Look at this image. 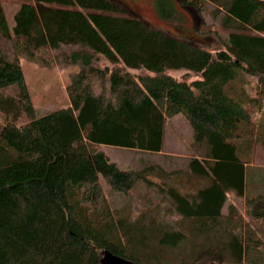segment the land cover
I'll list each match as a JSON object with an SVG mask.
<instances>
[{
  "label": "trees",
  "instance_id": "16d2710c",
  "mask_svg": "<svg viewBox=\"0 0 264 264\" xmlns=\"http://www.w3.org/2000/svg\"><path fill=\"white\" fill-rule=\"evenodd\" d=\"M20 1L9 26L0 0V264H264V0H156L161 19L211 8L217 47L113 0ZM22 60L73 69L64 107L37 113ZM176 115L194 137L183 169L120 170L100 149L161 152ZM186 241L193 257H174Z\"/></svg>",
  "mask_w": 264,
  "mask_h": 264
},
{
  "label": "rangeland",
  "instance_id": "374dc122",
  "mask_svg": "<svg viewBox=\"0 0 264 264\" xmlns=\"http://www.w3.org/2000/svg\"><path fill=\"white\" fill-rule=\"evenodd\" d=\"M113 1L126 8L129 15L143 19L155 29L173 34L180 39H185L192 43L217 47L216 42L207 34L209 29L217 27L218 19L213 21L209 14L211 8H209L208 14L203 16V20H201V18L195 13L184 10L176 4L175 17L161 19L157 11L156 0ZM20 3V0H2L5 16L9 26L13 25V14L19 7ZM21 64L34 107L39 115L64 107L67 104L65 85L68 82V72L73 70L72 68L59 71L54 68L39 66L38 64L27 60H22ZM168 74L177 80L186 82L199 78L197 74L185 69L171 70ZM193 145L194 137L192 130L186 123L183 116L176 115L167 120L163 150L161 152H148L109 145H102L100 146V149L105 152L109 160L116 164L120 170H140L150 165H159L167 171H173L175 169H183L185 167L186 162L193 152ZM256 158L259 165L264 164L263 151L258 150ZM150 178H165L168 180V178L165 177L160 170H157L156 172L154 171ZM185 181L189 184L200 182L198 179ZM105 188H108V186H105ZM151 189L152 188L145 182H138L133 186L132 191L137 194L149 195L152 193ZM153 190H155V188H153ZM113 196L110 197L114 201L111 205H121L122 201L120 200V197L116 195L114 197ZM229 201H232L234 204L239 203L237 199L231 198ZM260 236L263 237L264 234H261ZM204 238L205 237H198L197 239L202 246L206 245L212 247L216 245V241L210 242V237H208L207 240ZM191 241L194 242L193 240ZM189 244L190 243L188 241L182 243L180 249L173 251L174 257L178 255L182 256L181 258L184 259L193 257L195 248L187 249ZM156 254L157 251L150 248V257L154 258ZM200 259L199 264H207L210 257L201 255Z\"/></svg>",
  "mask_w": 264,
  "mask_h": 264
}]
</instances>
